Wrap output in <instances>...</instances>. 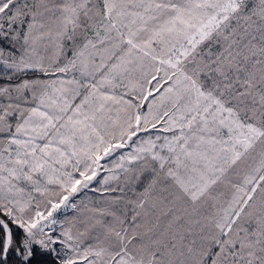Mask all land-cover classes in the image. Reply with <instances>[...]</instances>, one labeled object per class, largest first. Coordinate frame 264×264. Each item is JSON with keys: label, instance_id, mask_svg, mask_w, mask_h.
Wrapping results in <instances>:
<instances>
[{"label": "rangeland", "instance_id": "374dc122", "mask_svg": "<svg viewBox=\"0 0 264 264\" xmlns=\"http://www.w3.org/2000/svg\"><path fill=\"white\" fill-rule=\"evenodd\" d=\"M0 63L42 74L0 88V210L27 249L264 264V0H0Z\"/></svg>", "mask_w": 264, "mask_h": 264}, {"label": "trees", "instance_id": "16d2710c", "mask_svg": "<svg viewBox=\"0 0 264 264\" xmlns=\"http://www.w3.org/2000/svg\"><path fill=\"white\" fill-rule=\"evenodd\" d=\"M4 40L7 42V46L8 44L14 45L11 39L6 38ZM215 75L216 73L214 72H210V74L201 72L198 76L201 83L210 88L213 83V78L216 77ZM40 76H42V74L36 69H14L0 63V88ZM157 174L158 173L154 174L153 172L145 173L136 185L139 189L148 188L152 194L162 195L167 201L175 195L178 188H174L172 184H169L170 180L164 178L163 173ZM0 215L9 224L12 234L11 245L6 256L3 258L4 232L0 226V264H62L59 256L48 246H41L37 243H33L31 247L27 249L24 244L26 237L24 230L8 219V216L1 210ZM208 235H210V233L206 228H198L191 239L198 242L203 238L200 243L202 246H206L212 243V241H209L210 238Z\"/></svg>", "mask_w": 264, "mask_h": 264}, {"label": "water", "instance_id": "95a60500", "mask_svg": "<svg viewBox=\"0 0 264 264\" xmlns=\"http://www.w3.org/2000/svg\"><path fill=\"white\" fill-rule=\"evenodd\" d=\"M0 226L3 229L4 232V243H3V252H2V257L4 258L9 250V247L12 242V234H11V228L7 221L1 217L0 215Z\"/></svg>", "mask_w": 264, "mask_h": 264}, {"label": "built area", "instance_id": "2783aa9c", "mask_svg": "<svg viewBox=\"0 0 264 264\" xmlns=\"http://www.w3.org/2000/svg\"><path fill=\"white\" fill-rule=\"evenodd\" d=\"M52 250L57 256H59L62 264H65L66 263V255L68 254L67 248L64 245L56 244L54 246V249H52Z\"/></svg>", "mask_w": 264, "mask_h": 264}]
</instances>
